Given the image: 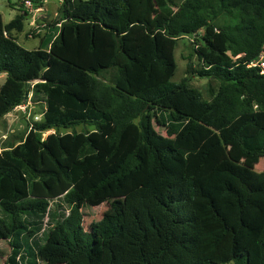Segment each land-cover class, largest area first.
I'll return each mask as SVG.
<instances>
[{"label":"trees","instance_id":"1","mask_svg":"<svg viewBox=\"0 0 264 264\" xmlns=\"http://www.w3.org/2000/svg\"><path fill=\"white\" fill-rule=\"evenodd\" d=\"M152 1L62 0L33 49L13 35L28 11L0 13V118L30 92L45 102L0 147L5 264H264V170L227 150L264 157V73L248 66L264 47V0H155L154 26L137 16ZM186 35L202 61L187 73L219 81L209 100L173 80ZM79 124L94 128L59 132ZM107 201L113 214L87 230L84 207Z\"/></svg>","mask_w":264,"mask_h":264},{"label":"rangeland","instance_id":"2","mask_svg":"<svg viewBox=\"0 0 264 264\" xmlns=\"http://www.w3.org/2000/svg\"><path fill=\"white\" fill-rule=\"evenodd\" d=\"M62 0H32V9L25 7L24 0H0V13H2L5 23L12 20L18 13H22L25 9L29 12L24 21V28L22 31H14L13 35L18 42L27 49H33L40 46V33L43 29L56 17L58 8ZM177 1V0H175ZM40 10V11H39ZM43 12V13H40ZM56 13V14H55ZM40 14H47V17L42 19ZM138 17H145L154 26L164 17L159 5L154 0L148 4L147 7H139L137 10ZM220 25L224 24V20L218 21ZM194 47H197L195 36L186 35L178 39L175 48V58L177 61V70L173 77L174 81H181L188 78L189 86L196 88L202 93L205 99H211L212 91L215 92L219 87V81L214 78H202L194 74L187 73L188 63L191 62L194 69L202 67V61L194 52ZM0 73V87L4 82L6 76ZM33 83V82H32ZM31 83V84H32ZM45 109L44 101H34L32 93H29L27 101L15 106L7 114L0 118V147L7 148L11 144L19 143L31 124L35 121L43 119V111ZM152 114V128L162 132L167 142H172V138L168 137L165 131L161 130L158 125V118H161V110L155 109ZM94 126L79 124L75 128H62L59 132L67 131H83L91 130ZM56 129H50L43 133L46 136L49 133L55 132ZM234 143L228 144L227 150L236 160L242 163H247L251 168L258 171L264 170V157H258L253 161L246 162V156L239 153L234 147ZM113 214L112 202L107 201L98 206L87 205L84 207V227L87 230H93L96 223L105 215ZM10 245L7 240L0 241V264H5L8 255L10 254ZM51 264H64L61 261H52ZM87 264H102L101 257H95L87 262ZM225 264H233L225 263Z\"/></svg>","mask_w":264,"mask_h":264},{"label":"built area","instance_id":"3","mask_svg":"<svg viewBox=\"0 0 264 264\" xmlns=\"http://www.w3.org/2000/svg\"><path fill=\"white\" fill-rule=\"evenodd\" d=\"M24 5L28 8V10L32 9V0H24ZM248 66L259 67L260 72L264 73V47L258 58L253 60Z\"/></svg>","mask_w":264,"mask_h":264},{"label":"crops","instance_id":"4","mask_svg":"<svg viewBox=\"0 0 264 264\" xmlns=\"http://www.w3.org/2000/svg\"><path fill=\"white\" fill-rule=\"evenodd\" d=\"M45 1V0H44ZM62 3V1L60 2V4ZM59 9V8H58ZM40 11V10H39ZM29 13V12H28ZM28 13H26V15L28 14ZM40 13H43V12H40ZM56 14V13H55ZM40 15H42L41 16V18L43 19L44 17H45V15H46V17H47V14H40ZM54 17H55V15H54ZM53 21V19L51 20V22ZM51 22L46 26V28H44L43 29V33H40V40H41V38L44 36V34L47 32V30H48V27L50 26V24H51ZM5 23V22H4ZM2 75H4V76H6V73H3Z\"/></svg>","mask_w":264,"mask_h":264}]
</instances>
